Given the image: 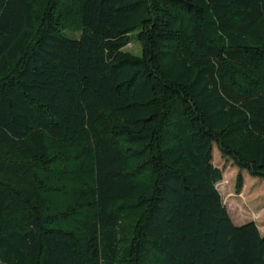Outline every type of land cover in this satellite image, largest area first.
<instances>
[{
    "label": "trees",
    "instance_id": "trees-1",
    "mask_svg": "<svg viewBox=\"0 0 264 264\" xmlns=\"http://www.w3.org/2000/svg\"><path fill=\"white\" fill-rule=\"evenodd\" d=\"M215 147L264 180V0H0V264H264Z\"/></svg>",
    "mask_w": 264,
    "mask_h": 264
},
{
    "label": "rangeland",
    "instance_id": "rangeland-1",
    "mask_svg": "<svg viewBox=\"0 0 264 264\" xmlns=\"http://www.w3.org/2000/svg\"><path fill=\"white\" fill-rule=\"evenodd\" d=\"M127 50L135 54H140L141 51L137 44L128 46ZM214 165L223 171L224 179L226 176L227 184H219L218 188L233 222L236 225L255 222L264 236V180L242 172L245 182L239 194L236 190L239 170L222 159L216 147L214 148ZM230 195L232 197L229 198Z\"/></svg>",
    "mask_w": 264,
    "mask_h": 264
},
{
    "label": "water",
    "instance_id": "water-1",
    "mask_svg": "<svg viewBox=\"0 0 264 264\" xmlns=\"http://www.w3.org/2000/svg\"><path fill=\"white\" fill-rule=\"evenodd\" d=\"M250 223V222H249Z\"/></svg>",
    "mask_w": 264,
    "mask_h": 264
}]
</instances>
